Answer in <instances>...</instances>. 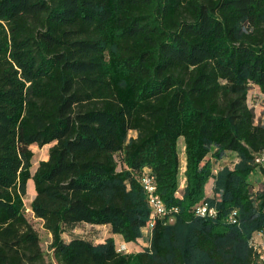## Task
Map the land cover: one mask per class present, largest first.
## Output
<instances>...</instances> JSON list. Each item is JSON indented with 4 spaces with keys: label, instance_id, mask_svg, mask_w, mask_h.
Segmentation results:
<instances>
[{
    "label": "trees",
    "instance_id": "1",
    "mask_svg": "<svg viewBox=\"0 0 264 264\" xmlns=\"http://www.w3.org/2000/svg\"><path fill=\"white\" fill-rule=\"evenodd\" d=\"M251 88L264 95V0H0V264H47L29 182L54 264H264ZM32 146H49L35 168ZM145 170L174 220L118 252L113 236L136 246L151 222ZM80 224L110 235L62 238Z\"/></svg>",
    "mask_w": 264,
    "mask_h": 264
},
{
    "label": "rangeland",
    "instance_id": "2",
    "mask_svg": "<svg viewBox=\"0 0 264 264\" xmlns=\"http://www.w3.org/2000/svg\"><path fill=\"white\" fill-rule=\"evenodd\" d=\"M247 105L251 108L255 115V123L264 125V95H262L258 89L251 88L247 97ZM128 137H136V133L130 132ZM180 147H178L179 157H180V170H179V188L182 189L185 186L184 179V153H183V140L179 139ZM32 153L35 156V162L33 168L36 167L37 162L46 160L47 152L49 146H44L38 148L36 146L30 147ZM237 158L235 155H229L225 159L215 165L214 169L217 171L223 167L233 168ZM263 177L260 174L259 169L250 176V183L253 186V193L261 191L263 187ZM210 183L206 185L205 193L210 195ZM35 196L33 183L29 182L27 185L26 195L23 197L24 204V213L27 221L30 223L34 231L37 233L40 241V248L44 253V260L47 264H54V261L51 257L50 245L52 243L51 234L44 228L43 221L34 217L33 213L30 211V203ZM110 235L109 231L106 228L94 227L87 224L76 225L73 228L66 229L62 235V238L67 241L73 237H78L90 241L92 243L102 242L104 239L108 238ZM143 238L136 246H131L124 244L120 238H115L116 246L124 245L123 247L129 252H136L141 248L149 247L150 244V234L146 231L142 232ZM254 245L257 249L264 255V235H257L255 240H253ZM122 247V249H123ZM121 249V247H120Z\"/></svg>",
    "mask_w": 264,
    "mask_h": 264
},
{
    "label": "built area",
    "instance_id": "3",
    "mask_svg": "<svg viewBox=\"0 0 264 264\" xmlns=\"http://www.w3.org/2000/svg\"><path fill=\"white\" fill-rule=\"evenodd\" d=\"M257 163H263L264 164V155L256 160ZM139 181L141 182V185L143 187V191L146 194L147 201H148V206L151 211V222L147 228L148 231L153 227V223L155 220H161L166 223H172L173 222V217H172V212H175V210H167L166 207L164 206L163 202L159 201V197L157 194V190L155 188V183L152 180V175H150L149 171L145 170L143 174L141 175ZM204 206V205H203ZM203 213V208L198 209L197 215L195 216H202ZM214 214V211H213ZM228 221H233V216H230L228 218ZM263 234H260L259 236H262ZM124 246V245H123ZM122 245L117 247L118 252H123V253H129ZM121 247V249H120ZM123 247V249H122ZM257 249V247L255 246ZM258 250V249H257ZM258 253H260V259L264 261V255L258 250Z\"/></svg>",
    "mask_w": 264,
    "mask_h": 264
},
{
    "label": "bare ground",
    "instance_id": "4",
    "mask_svg": "<svg viewBox=\"0 0 264 264\" xmlns=\"http://www.w3.org/2000/svg\"><path fill=\"white\" fill-rule=\"evenodd\" d=\"M152 180H153V182L155 183L153 177H152ZM155 188H156V185H155ZM158 197H159V196H158ZM159 201H161L160 197H159ZM161 202H162V201H161ZM200 208H203V213H202V216H199V217H204L205 215H209V216H212V215H213V210H209L206 206H202V207H200ZM200 208H198V209H200ZM197 212H198V210H197ZM196 215H197V213H196ZM230 222H231V221H230Z\"/></svg>",
    "mask_w": 264,
    "mask_h": 264
},
{
    "label": "crops",
    "instance_id": "5",
    "mask_svg": "<svg viewBox=\"0 0 264 264\" xmlns=\"http://www.w3.org/2000/svg\"><path fill=\"white\" fill-rule=\"evenodd\" d=\"M184 165H185V163H184ZM143 231H146V233H148L149 234V231L147 230V229H144V230H142V232ZM113 238L115 239V238H120L121 240H122V238L120 237V236H113ZM142 238H143V235H142ZM142 238H140L139 240H138V242H140L141 240H142ZM123 242V241H122ZM124 243V242H123Z\"/></svg>",
    "mask_w": 264,
    "mask_h": 264
}]
</instances>
